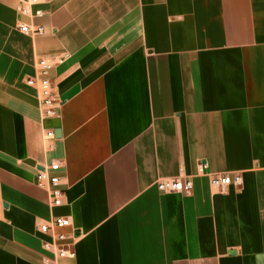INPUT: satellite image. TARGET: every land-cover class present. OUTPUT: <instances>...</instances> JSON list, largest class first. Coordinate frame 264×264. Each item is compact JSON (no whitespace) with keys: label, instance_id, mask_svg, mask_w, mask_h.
Returning a JSON list of instances; mask_svg holds the SVG:
<instances>
[{"label":"crops","instance_id":"0c3cea01","mask_svg":"<svg viewBox=\"0 0 264 264\" xmlns=\"http://www.w3.org/2000/svg\"><path fill=\"white\" fill-rule=\"evenodd\" d=\"M22 1L0 0V264H264V0ZM40 57L64 59L54 118L27 85ZM227 173L243 187L211 186ZM171 178L190 194L159 192ZM61 234L74 258L45 249Z\"/></svg>","mask_w":264,"mask_h":264},{"label":"built area","instance_id":"2783aa9c","mask_svg":"<svg viewBox=\"0 0 264 264\" xmlns=\"http://www.w3.org/2000/svg\"><path fill=\"white\" fill-rule=\"evenodd\" d=\"M39 3V0H23L18 11L21 15L38 18L43 17L44 13L40 10H35L33 13L31 8L35 7ZM19 30L24 34L32 36H41L45 34V29L41 26L33 27L32 25H27L21 23L19 25ZM63 58H56L53 60L47 57H40L37 62V75L34 78H29L27 80V85L39 89L40 94V104L42 105V114L44 118H54L59 115L60 109L62 107V102L59 98L57 88L53 85L51 80V73L55 69L57 64L63 62ZM45 141L49 143L56 142V137L54 131H47L45 135ZM52 148V145H50ZM62 169V163L60 161H54L48 165H45L38 171L36 175L37 185L39 188H43L49 191L51 197V207H60L64 204L65 197L64 192L60 188L62 178L58 176ZM208 169L207 164L199 165V172L201 174L205 173ZM211 186L221 193H226L228 188L233 187L237 190L243 187V177L241 174H211L210 175ZM157 189L159 192L164 194L171 193H185L190 194L193 189L192 179H167L161 180L157 184ZM71 226L70 218L67 217H53L50 221H44L40 224L39 229L41 233L47 234L53 229L66 228ZM66 235L61 234L57 237V242L45 243L44 247L46 250L54 251L58 259H69L74 258L75 253L72 251L74 245V239L72 243L69 244H58L67 240Z\"/></svg>","mask_w":264,"mask_h":264}]
</instances>
